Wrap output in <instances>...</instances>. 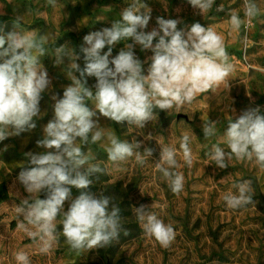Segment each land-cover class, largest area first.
I'll list each match as a JSON object with an SVG mask.
<instances>
[{
    "label": "clouds",
    "instance_id": "obj_1",
    "mask_svg": "<svg viewBox=\"0 0 264 264\" xmlns=\"http://www.w3.org/2000/svg\"><path fill=\"white\" fill-rule=\"evenodd\" d=\"M199 14L209 12L216 0H188ZM120 11V20L110 27L90 32L83 37L79 53L66 51L65 45L56 47L55 63L65 58L74 73L71 83L63 90L62 98L53 96L54 115L43 126L42 138L36 141L44 151L25 153L27 167L17 176L18 183L28 194L13 205L17 214V227L42 243L40 251L47 253L51 242L64 238L74 251L83 252L105 248L118 238L123 228L120 207L114 198L104 192L87 191L93 184L91 177L105 173L99 164L90 162L82 145L95 144L104 137L100 116L117 124L127 122L144 128L154 118V110H177L202 93L229 89V76L233 65L225 48L224 38L214 26L193 23L178 28L179 19L156 18V27L146 31L151 20V8L140 0H132ZM216 11H224V5ZM260 12L254 0H244V16L249 20ZM18 20L10 29L0 24V142L36 128L42 117L40 101L51 80L40 57L45 55L44 40L34 33L17 30ZM244 21L236 11L230 14L229 24L239 31ZM122 40L131 41L117 55L112 49ZM154 40L157 42L154 44ZM151 50V63L147 73L134 49ZM107 47V51H103ZM82 58L83 67L77 61ZM79 75H76V74ZM87 77L96 83L87 86ZM92 101L93 108L87 106ZM99 114V115H98ZM218 121L203 125L204 138L216 135ZM150 136V135H149ZM105 151L110 162L117 163L135 157L143 165L153 154L142 141L129 142L109 134ZM225 148L213 144L208 153L219 169H226L233 158L254 162L264 169V113L261 108L249 107L235 119H228L224 131ZM161 145V144H160ZM179 149L185 164L192 165L190 137L184 134ZM174 146L161 145L160 161L155 164L161 179L168 183L174 194L184 188V176L175 171L180 165ZM223 196L226 206L236 210L253 204L250 180L233 185ZM72 188L80 190L73 196ZM41 193L45 198H40ZM68 203L65 210V203ZM154 205V204H153ZM152 205V207H153ZM144 234L167 248L175 239L170 223L141 205L134 209ZM58 225L62 226L59 229ZM127 235V231L124 233ZM17 264H31L25 252L15 255Z\"/></svg>",
    "mask_w": 264,
    "mask_h": 264
},
{
    "label": "rangeland",
    "instance_id": "obj_2",
    "mask_svg": "<svg viewBox=\"0 0 264 264\" xmlns=\"http://www.w3.org/2000/svg\"><path fill=\"white\" fill-rule=\"evenodd\" d=\"M131 2L0 0V24H8L10 29L18 20V31L34 33L37 40H44L45 55L40 60L51 80L49 88L42 93L40 110L43 115L35 121L36 128L0 142V182L5 183L8 192L7 199L0 201V264H17L15 255L21 251L28 254L31 264H264V169L254 162L235 158L228 168L219 169L208 158L213 144L227 151L224 131L230 116L235 119L241 111L257 106L264 113V0H254L260 12L250 20L244 16V0H216L213 8L204 15L199 14L188 0H140L141 4L151 8L152 18L146 31L156 27L157 17L181 20L178 28L197 22L205 27L214 26L224 38L229 62L233 65L228 78L229 89L199 94L191 104L178 110L156 109L153 120L142 129L100 116L104 137L95 144L82 145V150L91 163L106 170L98 179L91 177L93 184L87 191L112 196L121 209L123 228L111 245L77 252L59 236L51 242L49 251L42 253L39 238L33 239L17 227L13 205L28 195L17 181L22 167H27L25 153L44 151L37 147L36 141L42 138L43 126L53 118L55 100L52 97L62 98L63 90L74 74L68 58L63 64L56 65V47L65 45L66 51L79 53L85 35L120 20V11ZM220 4L224 5L222 12L216 11ZM232 11L244 21L238 32L229 24ZM129 42L117 43L112 56ZM103 51L106 52L107 47ZM134 51L143 62L146 74L151 63V50L136 46ZM77 63L83 67L82 54ZM95 83L94 77H87L88 87ZM87 106L94 107L92 101H88ZM210 121H218L217 132L205 139L203 125ZM109 134L129 142L142 141L139 151L148 147L153 149V154L143 165L137 163L134 156L122 162H110L105 151ZM184 134L190 137L191 166L185 164L179 149ZM160 144L174 146L178 151L180 167L175 171L184 176V188L179 194L171 191L155 166L161 159ZM243 180L252 183L254 203L230 209L223 196L230 190L235 193L233 185ZM72 194L75 197L80 190L72 188ZM40 198H45V194L41 193ZM141 205L173 226L175 239L169 247H162L144 234L134 213ZM67 207L66 202L65 210ZM60 228L62 226L58 225V232Z\"/></svg>",
    "mask_w": 264,
    "mask_h": 264
},
{
    "label": "trees",
    "instance_id": "obj_3",
    "mask_svg": "<svg viewBox=\"0 0 264 264\" xmlns=\"http://www.w3.org/2000/svg\"><path fill=\"white\" fill-rule=\"evenodd\" d=\"M8 192L4 182H0V201L7 199Z\"/></svg>",
    "mask_w": 264,
    "mask_h": 264
},
{
    "label": "water",
    "instance_id": "obj_4",
    "mask_svg": "<svg viewBox=\"0 0 264 264\" xmlns=\"http://www.w3.org/2000/svg\"><path fill=\"white\" fill-rule=\"evenodd\" d=\"M180 117V115H177V118Z\"/></svg>",
    "mask_w": 264,
    "mask_h": 264
}]
</instances>
